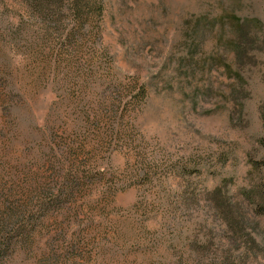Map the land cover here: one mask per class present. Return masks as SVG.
I'll return each mask as SVG.
<instances>
[{"label":"rangeland","instance_id":"374dc122","mask_svg":"<svg viewBox=\"0 0 264 264\" xmlns=\"http://www.w3.org/2000/svg\"><path fill=\"white\" fill-rule=\"evenodd\" d=\"M22 1L0 0V264H214V243L242 257L214 190L249 212L264 184V52L234 100L214 63L231 1L102 0L84 39L70 12L44 21ZM241 16L264 23V0ZM251 215L247 264H264Z\"/></svg>","mask_w":264,"mask_h":264},{"label":"trees","instance_id":"16d2710c","mask_svg":"<svg viewBox=\"0 0 264 264\" xmlns=\"http://www.w3.org/2000/svg\"><path fill=\"white\" fill-rule=\"evenodd\" d=\"M230 1L228 6L224 3L219 4L221 14L218 15L216 22L220 25V30L216 40L217 57L214 54V63L222 60L227 64L229 71L235 72L237 84H233L230 95L237 100L243 91H247L245 87L248 83L242 72L258 61L261 52H264V48L260 50L256 47L259 43L264 45V23L259 18L241 16L243 0ZM21 5L25 10L31 11L37 19L44 21H52L51 18L54 16L70 12L76 19L74 29H77L73 33L84 39L88 27L86 21L93 15V8L97 6L98 13H101L104 3L102 0H25ZM237 106L241 111L244 109L242 102ZM251 162L253 168H260L261 164L257 161ZM80 182V178L74 176L67 178L64 187H60L59 191L72 192L75 186L81 185ZM244 196L250 200V205L253 207L249 212L244 210L243 201L231 200L223 187L214 190V210L217 216L225 222L228 231L246 247L244 255L236 257L232 254L231 248L222 251V246L216 247L217 244L214 243V264H247L250 253L255 252L253 247H260L256 238L247 230L252 220V213L264 217V184L254 185L244 191ZM187 200L188 197L181 196L182 205L186 204ZM245 237L248 240H243Z\"/></svg>","mask_w":264,"mask_h":264}]
</instances>
